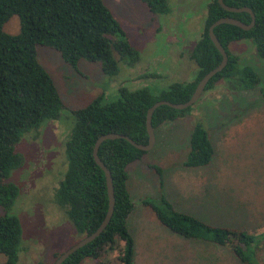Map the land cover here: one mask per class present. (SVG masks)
I'll use <instances>...</instances> for the list:
<instances>
[{"label": "rangeland", "instance_id": "rangeland-1", "mask_svg": "<svg viewBox=\"0 0 264 264\" xmlns=\"http://www.w3.org/2000/svg\"><path fill=\"white\" fill-rule=\"evenodd\" d=\"M102 1L138 60L130 65L117 61V74L109 78L102 75L98 63L81 60L72 68L56 51L36 48V60L49 75L63 109L57 119L23 135L15 145L22 161L6 180L17 188L6 213L20 225L17 264H51L54 254L82 237L54 203L66 167L64 144L71 125L67 111L83 108L97 96L116 99L120 88L147 87L157 94L193 76L195 66L188 54L199 38L210 0H165L166 15H152L140 0ZM2 30L16 35L18 18L12 16ZM229 51L254 67L261 79L257 88L264 89V60L255 57L251 41L234 42ZM228 89L232 94L231 88L219 83L202 92L183 117L155 129L152 149L128 166L132 210L126 226L133 264H242L226 248L184 239L161 226L144 203L156 205L161 197L175 211L207 225L250 234L255 238L253 263L264 264V238L259 237L264 232V102L257 92L247 94L253 103L237 114L234 106L228 108L233 103ZM195 117L202 121L213 155L206 166L189 168L183 161ZM104 260L118 264L115 251L107 252ZM3 261L0 255V264ZM81 264L96 263L86 259Z\"/></svg>", "mask_w": 264, "mask_h": 264}, {"label": "trees", "instance_id": "trees-1", "mask_svg": "<svg viewBox=\"0 0 264 264\" xmlns=\"http://www.w3.org/2000/svg\"><path fill=\"white\" fill-rule=\"evenodd\" d=\"M140 1L152 15H166L169 11L165 0ZM222 2L229 7L248 8L254 15V24L247 31L226 24L213 28V35L227 55V63L209 79L203 92L211 91L219 83L231 88L232 94L229 89L228 94H231L233 103L228 108L234 106L236 113L241 114L245 104L253 103L246 95L257 92L264 102V89L257 88L261 79L254 67L242 63L229 51V45L251 41L255 57L264 60V0ZM12 16L18 18L19 31L16 35H8L2 30ZM224 17L244 24L250 22L247 13H228L218 5L217 0H210L205 8L199 38L188 54V60L195 66L189 82L173 84L157 94L147 87L134 90L120 88L116 99L108 101L103 96H97L83 108L67 111L71 125L64 144L66 167L54 192V203L64 211L77 236L94 232L107 208L103 172L92 158L96 139L105 134H118L137 144H146L145 114L148 108L158 101L172 104L186 102L199 80L219 64L221 57L209 40L207 29ZM37 47L56 51L62 61L72 68L81 60L98 63L102 75L109 78L117 74V61L130 65L138 60L137 51L125 40L124 33L102 0H0L2 264H17L20 245L18 219L6 213L17 196V188L6 180L22 161L15 145L23 135L37 131L44 122L57 119L63 109L49 75L36 60ZM243 95L245 99L240 97ZM198 101L184 110L159 106L151 116L153 131L183 117ZM193 119L188 151L183 161V165L189 168L206 166L213 155L202 121L198 117ZM144 153L123 139L106 140L99 145L97 157L111 176L113 211L101 234L61 264H81L86 259L96 264H108L104 255L112 251L116 252L118 264H133L132 238L126 226V219L132 210L127 189V167L139 161ZM144 203L151 207L158 223L170 232L187 240L226 248L242 264H255L252 259L255 238L245 231L207 225L190 214L175 211L163 197L156 205ZM259 237L264 238V232ZM58 255L54 254L53 260Z\"/></svg>", "mask_w": 264, "mask_h": 264}, {"label": "water", "instance_id": "water-1", "mask_svg": "<svg viewBox=\"0 0 264 264\" xmlns=\"http://www.w3.org/2000/svg\"><path fill=\"white\" fill-rule=\"evenodd\" d=\"M218 5L226 12L228 13H242L245 12L249 15L250 22L249 24H244L238 20H235L230 17H224L216 20L213 24H211L208 29V37L209 40L211 41L212 45L215 47L217 52L219 53L221 60L219 64L207 72L196 84L191 96L189 99L184 102V103H179V104H172L167 101H158L155 102L152 106L148 108L145 114V130H146V135H147V142L146 144H137L128 137L118 135V134H105L96 139L94 142L93 148H92V158L94 163L100 168V170L103 172L104 180H105V188H106V196H107V208L106 212L104 215V218L102 222L99 224V226L95 229L94 232H92L89 235L83 236L81 239H79L76 243L71 245L69 248L61 252L53 261L51 264H61L65 259H67L71 254H73L75 251L80 249L81 247L87 245L88 243L92 242L95 238H97L101 232L104 230L106 227L112 211H113V205H114V197H113V190H112V181H111V176L107 168L102 164V162L98 159L97 157V149L99 145L106 140H116V139H123L127 143H129L133 148L141 151V152H148L152 149L153 144H154V134H153V129L151 127V116L152 113L156 108L159 106H167L171 109L174 110H184L190 106H192L197 99L199 98L200 94L203 92L205 85L209 81L211 77H213L216 73L220 72L224 66L227 63V55L220 46L218 40L215 38V36L212 33V30L214 27L222 24L230 25L237 27L241 30L247 31L249 30L253 24H254V15L252 12L246 8V7H241V8H234V7H229L223 4L222 0H217Z\"/></svg>", "mask_w": 264, "mask_h": 264}, {"label": "crops", "instance_id": "crops-1", "mask_svg": "<svg viewBox=\"0 0 264 264\" xmlns=\"http://www.w3.org/2000/svg\"><path fill=\"white\" fill-rule=\"evenodd\" d=\"M132 165H133V164H132ZM128 169H129V168L127 167V173H128Z\"/></svg>", "mask_w": 264, "mask_h": 264}, {"label": "flooded vegetation", "instance_id": "flooded-vegetation-1", "mask_svg": "<svg viewBox=\"0 0 264 264\" xmlns=\"http://www.w3.org/2000/svg\"><path fill=\"white\" fill-rule=\"evenodd\" d=\"M201 94H202V93H201ZM201 94H200V95H201Z\"/></svg>", "mask_w": 264, "mask_h": 264}]
</instances>
